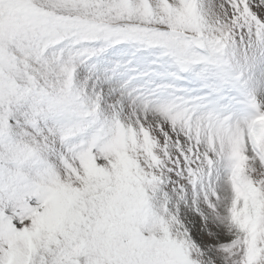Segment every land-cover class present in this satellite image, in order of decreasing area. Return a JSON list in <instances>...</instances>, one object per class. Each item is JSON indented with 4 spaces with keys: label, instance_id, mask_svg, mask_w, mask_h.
<instances>
[{
    "label": "snow or ice",
    "instance_id": "6c2138e0",
    "mask_svg": "<svg viewBox=\"0 0 264 264\" xmlns=\"http://www.w3.org/2000/svg\"><path fill=\"white\" fill-rule=\"evenodd\" d=\"M0 264H264V0H0Z\"/></svg>",
    "mask_w": 264,
    "mask_h": 264
}]
</instances>
